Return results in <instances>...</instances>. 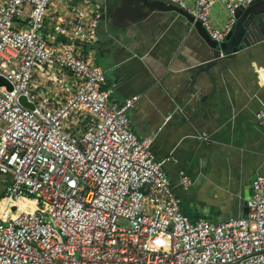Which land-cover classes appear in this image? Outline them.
Wrapping results in <instances>:
<instances>
[{
    "label": "built area",
    "instance_id": "2783aa9c",
    "mask_svg": "<svg viewBox=\"0 0 264 264\" xmlns=\"http://www.w3.org/2000/svg\"><path fill=\"white\" fill-rule=\"evenodd\" d=\"M164 1L221 42L251 0ZM101 2L0 0V76L12 85H0V264H264V179H251L243 216L182 212L152 139L130 128L138 96L116 103L104 89ZM255 118L264 126V106Z\"/></svg>",
    "mask_w": 264,
    "mask_h": 264
},
{
    "label": "crops",
    "instance_id": "0c3cea01",
    "mask_svg": "<svg viewBox=\"0 0 264 264\" xmlns=\"http://www.w3.org/2000/svg\"><path fill=\"white\" fill-rule=\"evenodd\" d=\"M101 1L93 59L104 70V89L116 103L138 96L128 110L130 128L152 139L182 212L211 221L245 215L251 179H264V126L255 118L264 106V42L195 77L208 47L181 15L155 11L133 21L126 8L116 25L120 0ZM226 17L214 4L211 22L220 26ZM182 176L191 181L186 189Z\"/></svg>",
    "mask_w": 264,
    "mask_h": 264
},
{
    "label": "water",
    "instance_id": "95a60500",
    "mask_svg": "<svg viewBox=\"0 0 264 264\" xmlns=\"http://www.w3.org/2000/svg\"><path fill=\"white\" fill-rule=\"evenodd\" d=\"M126 8L133 13L135 20H141L155 11L173 12L181 15L196 31L202 41L208 47V60L195 73L197 77L201 72H208L219 60L225 57L232 58L235 54L264 42V0H251L247 6L235 10V21L231 29L221 42L213 40L206 28L198 20L185 10L164 0H120L119 6L113 12V22L116 23L117 14ZM6 85L7 90H12V85L0 76V85ZM19 102L33 109L34 105L27 101L26 97L20 96Z\"/></svg>",
    "mask_w": 264,
    "mask_h": 264
},
{
    "label": "rangeland",
    "instance_id": "374dc122",
    "mask_svg": "<svg viewBox=\"0 0 264 264\" xmlns=\"http://www.w3.org/2000/svg\"><path fill=\"white\" fill-rule=\"evenodd\" d=\"M0 194H2V187H0Z\"/></svg>",
    "mask_w": 264,
    "mask_h": 264
}]
</instances>
